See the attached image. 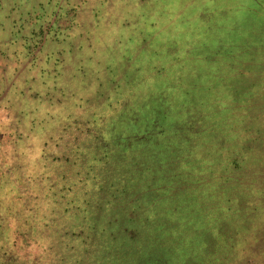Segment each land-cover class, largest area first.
<instances>
[{"label":"rangeland","instance_id":"374dc122","mask_svg":"<svg viewBox=\"0 0 264 264\" xmlns=\"http://www.w3.org/2000/svg\"><path fill=\"white\" fill-rule=\"evenodd\" d=\"M0 264H264V0H0Z\"/></svg>","mask_w":264,"mask_h":264},{"label":"trees","instance_id":"16d2710c","mask_svg":"<svg viewBox=\"0 0 264 264\" xmlns=\"http://www.w3.org/2000/svg\"><path fill=\"white\" fill-rule=\"evenodd\" d=\"M163 132H160V133L162 134ZM173 163H174V160H173ZM212 163H213L212 158H206V159H204V168H202V164H200V163L197 164V165H199V167L196 168V170L215 174V176H206L205 175L207 181H215V178L217 177L218 174L221 173L223 176L225 174V171H228L227 169H220V170L215 169V171H209L208 169H211V167H213ZM222 164H224V163H222Z\"/></svg>","mask_w":264,"mask_h":264}]
</instances>
